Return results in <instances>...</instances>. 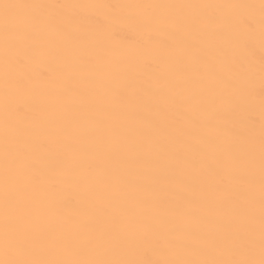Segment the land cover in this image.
Masks as SVG:
<instances>
[{"label":"snow or ice","instance_id":"6c2138e0","mask_svg":"<svg viewBox=\"0 0 264 264\" xmlns=\"http://www.w3.org/2000/svg\"><path fill=\"white\" fill-rule=\"evenodd\" d=\"M0 264H264V0H0Z\"/></svg>","mask_w":264,"mask_h":264},{"label":"bare ground","instance_id":"6f19581e","mask_svg":"<svg viewBox=\"0 0 264 264\" xmlns=\"http://www.w3.org/2000/svg\"><path fill=\"white\" fill-rule=\"evenodd\" d=\"M145 2H220L222 3V2H241V0H145Z\"/></svg>","mask_w":264,"mask_h":264}]
</instances>
